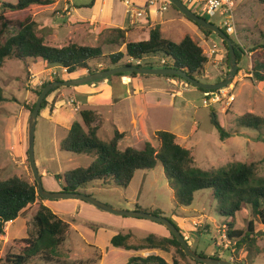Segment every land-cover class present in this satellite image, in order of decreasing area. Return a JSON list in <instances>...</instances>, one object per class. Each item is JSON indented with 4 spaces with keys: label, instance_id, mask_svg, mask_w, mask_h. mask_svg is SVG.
<instances>
[{
    "label": "rangeland",
    "instance_id": "obj_1",
    "mask_svg": "<svg viewBox=\"0 0 264 264\" xmlns=\"http://www.w3.org/2000/svg\"><path fill=\"white\" fill-rule=\"evenodd\" d=\"M155 1L156 4L151 5V0H95L93 7L89 8L85 5L90 4L93 0H53L49 5H33L32 14L38 21L39 28L48 35L47 43L52 46L62 47L73 41L80 45L101 46L104 53L109 55L125 49L124 40L119 44L113 42V39L118 35L117 29L129 31L126 41L140 40L147 38L150 30L159 25L164 37L179 41L190 34L196 41L203 43L205 51L215 49L216 52L209 58L208 64L212 62V65H218L223 72L220 75H223L225 71H230L226 66L228 50L220 37L213 34L206 37V40L209 41H203L201 36H198L201 31L198 26L171 6L169 0ZM232 1L233 14L231 16L228 15L229 13L225 14L227 13L225 9V13L220 9L214 17H209L210 20L223 27L226 26L228 19L233 18L236 34H232L231 37L244 49L239 64L241 70L226 87L234 96V100L228 101L226 98H222L219 101L215 100L212 105L220 112V119L232 136L224 141L220 139L218 130L210 121L211 105H204L205 94L191 85L190 89L194 90V94L190 95L191 92L185 91L191 100V104L187 107H179L180 103L175 107L165 104L137 103V107L144 112L139 120V124L141 121L143 124L140 138L134 137L132 130L136 128L130 125L131 115L136 110L131 108L127 102L119 103L117 115L119 121L115 123L122 127H131L126 138L120 142L121 149L128 146L140 147L143 144L140 145L139 142L144 140L156 143L157 131L166 130L179 133V135L177 134L179 136L176 139L177 143L189 149L197 166L203 169L220 168L230 162H254L258 167V173L264 176V129L260 131L246 127L240 128L236 124V118L247 112L264 117V83L251 78L253 77L251 73L254 63H264V36L262 35L264 34V0ZM4 2L16 3L17 0H0V8ZM163 4H167L168 9L162 10ZM133 7L147 10V14L132 18L129 10ZM49 25L51 26L49 27ZM17 32L18 28L10 27L2 40L5 41ZM156 59L161 60L159 57ZM148 60H142V62L146 63ZM44 63L43 61L31 63L30 69L38 72L43 69ZM108 65H111L110 59L106 57L92 61L90 68L96 70ZM207 68L213 72V76L207 80L210 83H215L218 79L215 75L217 69L211 65H207ZM58 69L56 74L50 76L41 73L39 75L41 81L56 80L59 76H62L64 80L76 79L89 72L84 69L67 74L62 68ZM27 75L28 68L23 60L7 59L0 71V87L4 89L5 96V100L0 101V173L3 178L18 175L34 183L35 178L29 166L28 153L24 157L20 156L22 146L19 130L16 128L19 120L22 122L25 118L27 120L30 118V111L28 113V109L26 110L24 107V101L28 95ZM150 77L151 82L165 81L164 76L151 75ZM40 87L29 88L34 91V96L30 104L25 103L26 108L36 101L35 90ZM168 87L171 86L165 84V88ZM63 89L66 91L72 89L73 91L74 88ZM51 95H47L48 99H51ZM51 103L40 111L35 134V154L38 168L40 171L46 169L50 173V176L43 181L47 191H51L53 180L59 185L57 174L77 167H86L96 158L93 154H74L61 149V142L68 135L69 130L67 131L56 121V114H52L51 111ZM58 107L59 114H66L68 118L71 116L81 117L77 114L71 115L73 114L71 110L73 105L58 104ZM146 116H150V118L147 119ZM98 120L97 118L95 124L99 123ZM104 128L107 132L100 131L103 139L113 138L115 134L113 122L104 119ZM23 147H26V142H23ZM64 183V179H62L61 184ZM86 190L87 194L118 209L160 211L161 216L170 218L181 227L184 234L188 237L191 235L193 248L200 255L207 257L218 255L223 259L238 260L244 264H264V223L257 219L254 222V234L257 235V247H259L260 253L249 248L236 251L233 247L234 242H231L227 234L231 218L220 215L219 202L213 198L212 191H198L190 206L176 207L174 191L166 177L162 163L152 170H138L127 188L115 184L106 186L103 182H95L89 185ZM78 200L99 210V218L106 216V222L98 221V216L89 213V210L85 214L81 211L75 212V217H73V205ZM54 201H66L65 207L57 214L62 219L74 220L76 229L70 228L64 247L52 260H45L42 256H37L29 264H127L129 262L127 253L123 252L118 255L114 252L109 241L108 231L99 230L106 225H108L107 227L109 225L111 227L118 226L119 219L122 221L128 219L129 224L136 223L132 221L147 222L148 227L145 229L127 227L125 231H119L121 226L106 227L117 230L119 233L131 232L132 236L129 242L133 244L144 242L149 234L156 233L157 228L163 229L165 236L170 234V230L164 224L148 218L117 215L77 198L54 199ZM36 213L35 205H31L24 215L15 221L6 223L5 234L0 237V259L2 262H4L7 253H16L19 247L22 248L21 240L18 239L35 233L34 217ZM94 217L95 220L91 219ZM250 219H252L251 212L246 209L238 216L235 227L245 230ZM97 231L102 233L98 235V239L107 256L101 262L100 256L103 255V251L102 249L96 250V247L99 246L95 243L97 241L95 232ZM171 249L174 251L173 255L177 256L183 264H201L189 256L182 257L177 248L172 247Z\"/></svg>",
    "mask_w": 264,
    "mask_h": 264
},
{
    "label": "trees",
    "instance_id": "obj_2",
    "mask_svg": "<svg viewBox=\"0 0 264 264\" xmlns=\"http://www.w3.org/2000/svg\"><path fill=\"white\" fill-rule=\"evenodd\" d=\"M94 1L86 4L85 7L92 8ZM182 1L187 4L186 0ZM52 2L53 0H17L16 3L4 2L2 4L0 8V71L7 59L23 60L25 63L44 61L49 67L65 68L67 74L84 69L88 70V73H94L122 65H138L148 68L176 66L186 70L191 77L210 83L205 79L209 56L203 46L190 34L179 41L164 37L159 25L150 30L147 38L140 40L126 41L129 31L117 29L118 35L112 41L119 44L124 40L125 49L109 55L104 53L101 46L80 45L73 41L62 47L49 45L46 41V33L39 28V23L34 19L32 6L49 5ZM169 4L180 11L171 2ZM189 8L213 22L209 15L200 12L196 6H189ZM186 19L198 26L206 37L217 35L189 18L186 17ZM10 27L18 28V32L3 41L2 38ZM220 27L227 35L233 36L228 34L225 25ZM262 35L264 36V34ZM217 36L220 37L228 50L226 66L230 70V52L227 41L221 36ZM232 40L236 47L237 62L240 64L244 49L234 38ZM106 57L110 59L111 65L96 70L90 68L92 61ZM156 57L166 59L167 63L162 64ZM129 58L141 61V63L128 62ZM146 59L150 61L142 62ZM240 70L239 67L238 73ZM228 73L225 71L216 82L223 81ZM251 74L253 75L252 79L264 83V63L255 62ZM122 76L145 75L136 72L119 73L107 79L112 80L113 77ZM164 77L185 80L178 75H165ZM56 80L64 79L59 76ZM50 82H44L38 90H35L37 97ZM61 88L63 87L53 88L48 96ZM198 90L204 94L219 91L201 88ZM3 100H5L4 89L0 87V101ZM48 101V97H46L41 110L47 106ZM212 105L209 113L210 121L218 130L220 139L224 141L232 134L226 130L220 119V112ZM35 106L36 101L31 106H27L28 111L31 113ZM80 114L82 122L75 121L72 124L68 135L61 142V149L74 154H93L96 158L86 167H77L63 174H57V179H64L63 190L86 193L87 187L95 182H103L106 186L115 184L127 188L138 170H152L162 163L166 177L174 191L176 207H188L193 203L196 192L211 190L213 198L219 202L220 215L231 218L227 234L231 242H234L233 247L236 251L249 248L260 253V249L257 247V235L254 234V222L257 219L264 223V176L258 173L256 163L230 162L220 168L203 169L197 166L191 151L177 143L176 134L166 130L156 133V143L146 141L141 147L129 146L121 149L120 142L124 138L123 133L116 131L112 139H103L99 135V123L95 124L97 115L89 109H82ZM236 124L240 128L246 127L262 131L264 117L247 112L236 118ZM37 200H46V198L39 194L36 181L33 183L18 175L3 178L0 173V237L5 234L6 223L15 221L24 215ZM246 209L250 210L252 219L248 222L245 230L237 229L235 227L236 220ZM153 213L161 215L160 211ZM34 223L35 233L29 237L18 239L21 240L22 248L19 247L16 253H7L4 262L0 259V264H29L37 256H42L45 260H52L62 250L70 227L69 223L43 204L39 206L35 214ZM175 225L183 233L181 227ZM131 235L130 232L118 233L111 239V244L115 247L136 251L156 248L169 250L175 247L182 257H188L180 242L171 232L169 236L165 237L150 234L140 244H131L129 242ZM212 257L221 258L218 255ZM234 262L244 264L238 260ZM127 264L183 263L177 256H174L173 262L169 263L160 256L150 255L132 257Z\"/></svg>",
    "mask_w": 264,
    "mask_h": 264
},
{
    "label": "crops",
    "instance_id": "obj_3",
    "mask_svg": "<svg viewBox=\"0 0 264 264\" xmlns=\"http://www.w3.org/2000/svg\"><path fill=\"white\" fill-rule=\"evenodd\" d=\"M50 26L51 25H49V27ZM198 36H201L203 41H209L208 39L206 40V35L202 31H200ZM47 40H48V38H47ZM200 44L203 46V43H200ZM203 48H204V46H203ZM205 52L208 54L209 58L212 57L208 50H206ZM209 62H210V59H209ZM31 63H35V62L30 61V62L26 63L27 68H28V75H27L28 95L24 101V107L26 110H27V108L25 106V103L30 104V102L34 96V91L30 90L29 88L30 87L32 88V86H40V83L42 81H41L39 75L41 73L47 74V71H49V69H53V67L47 66V64L45 62L42 70H40L38 72H37V70L33 71L32 69H30ZM207 65H211L213 68L217 69V70L215 69L216 70L215 75H217V78L219 77V75L221 73H223L222 69H219L218 65H212V62H211V64L209 63ZM150 76L151 75L137 76V77H132V76L113 77L112 80L103 79L100 82H95V83L85 85V86L70 87V88H74L73 91H72V89H69L71 91H66L63 88H69V87H63V88L57 90L56 92H53V94L50 97L52 100L48 99V100H51L48 104H50L52 102L51 103L52 114H56V121L63 128H65L67 131L70 130L72 124L75 121L82 122V117L75 118V117H72L71 115L77 114V115L81 116L80 111L82 109H89V110H92L97 115V118L99 119L98 120L99 125H100L99 135H100L101 130H102V132H104V131L107 132V130L104 128V119H107V120L113 122V125L115 126V132L118 131L120 133H123L124 138H126L127 133L131 131V127H126L125 125H124L125 127H122V126L117 125L115 122L119 121L117 119V115L119 112L118 104L121 102H127L131 108L136 110V112L133 111L134 114L131 115L130 119H132V122L130 121V125L131 126L133 125L134 128H136V129L132 130L134 137L137 136L138 138H140V134L142 131L141 127L143 126V124H142V121L139 124V120L144 115V112H143V110H141L137 107V103H139V104H154V105L165 104L167 106L171 105L172 107H175L177 104L180 103L179 107L180 106L181 107H187L191 104V100L187 97V94H185V91L191 92L190 95L194 94V90H191L190 87L182 89V87L180 88L179 86H176L175 84H173V82H171V80H174V79L165 77V79H164L165 81H160V82L159 81H152L151 82L150 80H152V79H150L151 78ZM211 76H213V72L209 71L207 68L206 69V76H205L206 79L211 77ZM68 79H70V78H68ZM36 82H37V84H36ZM165 84L167 86H171V87L165 88ZM202 94H204V93L202 92ZM178 99H181V100L179 101ZM61 100H63V101H61ZM70 100H74L75 103L71 104ZM58 104L59 105H61V104L62 105L67 104L68 105L69 104V106L70 105L74 106L73 108H71V110L73 112V114L70 115L71 118H68L66 116V114H64V115L59 114L60 109L58 107ZM54 109H55V111H53ZM28 113H29V111H28ZM146 118L149 119L150 116H146ZM19 121H18V126L16 128L19 130L20 144L22 146L21 151H20V153H21L20 156L24 157V155L27 153V150H28V124H29V119L27 120L25 118V120H23L22 122H19ZM68 133H69V131H68ZM8 134H9V132H8ZM175 134L179 135V133H175ZM178 135H177V137H179ZM100 137L103 138L101 135H100ZM109 139H112V138H109ZM22 141L26 142V147H23ZM146 141H148V140H144V141H141L139 143L141 145ZM134 147H136V146H134ZM11 150H13V149H11ZM15 164H17V163L15 162ZM40 174L42 176V181H44L46 178H48L50 176V173L46 169L41 170ZM60 174H63V173H60ZM61 181H62V179H58L59 185H57L56 181L53 180L51 183L52 189H50V190L55 191V192L62 191L63 190V186H62L63 184H61ZM86 193H87V190H86ZM65 202L66 201H54V199H46V200H37V202L34 205L36 207V211H38L39 206L41 204H43V205L49 207L56 215H58L57 214L58 211H61L65 207ZM73 207H74L73 217H75V212L81 211L85 214V213H87L86 211L89 210L90 211L89 213L98 216V221L103 220L104 222H106V219H107L106 216L104 218H99L100 211L96 210L94 207L88 205L87 203H84L83 201H80V200L75 201ZM120 207H123V206H120ZM143 210H145V209H143ZM149 212H152V211H149ZM91 219L95 220V217L91 218ZM62 220L69 223V225H70L69 230L67 232V238H68L70 228L76 229V224H75L76 222H74V220H71V219L70 220L62 219ZM132 222H136V223L129 224L128 219H123V221L119 219V225L118 226L111 227L109 225V227H107L108 225H106V227L107 228H117V227L121 226V228H119V231L120 230L125 231L127 227H135V228L141 227L143 229H145V227H148L146 221H132ZM106 227H102L99 230H101V231L107 230L108 231L109 241L111 243V239L117 233H119V231L117 232V230H114V229H107ZM123 233H128V232H123ZM99 234H102V233L98 232V231L95 232V235L97 238V241L95 243L97 246H99V247H96V250L102 249V245L100 244L99 239H98ZM155 235L158 237H165V231H163V229H161V228H157ZM169 235L170 234L168 233L167 236H169ZM184 235L187 238V241L191 244V246H193V242L190 239L191 235L189 237L186 234H184ZM67 238H66V241H67ZM131 244H133V243H131ZM64 245H65V243H64ZM64 245H63V247H64ZM112 250H114V252H116L118 255H121V254H123V252H126L127 257H129V261L132 257H136V256L147 257L150 255H156V256H160V257L164 258L167 262L172 263L173 262V256H174L173 255L174 251L171 248L169 250H163V249L156 248V249H143V250L136 251V250H128V249L113 246ZM102 251H103V255L101 254V256H100V262L102 261V259L104 260V258L107 257L106 254H104V249H102Z\"/></svg>",
    "mask_w": 264,
    "mask_h": 264
},
{
    "label": "water",
    "instance_id": "obj_4",
    "mask_svg": "<svg viewBox=\"0 0 264 264\" xmlns=\"http://www.w3.org/2000/svg\"><path fill=\"white\" fill-rule=\"evenodd\" d=\"M169 1L172 4H174L187 18L198 23L200 26L212 30L214 33L221 36L225 41H227V46L230 52V62H229L230 71L226 75V78L221 82L208 83L191 77L190 75H188L186 70L182 68H178L176 66L148 68V67H141L138 65H122L106 70L97 71L94 73H87L86 75L76 79L51 81L42 89L41 93L38 95L36 100V106L34 110L30 113L29 124H28V159H29L30 168L33 172V176L37 183L39 194L46 199L77 198L90 202L103 210L112 212L117 215L148 218L160 222L164 224L170 230V232L177 238V240L182 245L184 252L195 261L203 264H238L228 259L207 257L198 254L192 248L191 244L187 241L185 235L177 228V226L168 217L157 215L154 214L153 212L144 211V210L118 209L99 201L94 196L89 195L87 193L69 192L66 190L57 191V192L47 191L44 188L42 176L40 174V170L37 165L36 154H35V134H36L37 121L42 108L43 101L50 93V91L55 87H74L82 84L92 83L101 79H107L119 73H132V72H136L142 75H158V76L178 75L184 78L186 81H188L196 88H201L205 90H219L226 88L230 85V83L233 81L234 77L238 73V69H239V63L237 62V55L235 51L236 47L233 43L232 38L229 35H227L219 25L211 21H208L204 17H201L200 15L192 11L189 8V6L186 3H184L182 0H169Z\"/></svg>",
    "mask_w": 264,
    "mask_h": 264
},
{
    "label": "built area",
    "instance_id": "obj_5",
    "mask_svg": "<svg viewBox=\"0 0 264 264\" xmlns=\"http://www.w3.org/2000/svg\"><path fill=\"white\" fill-rule=\"evenodd\" d=\"M187 1V5L188 6H196L200 12L205 13L206 15H209L210 17H214L216 15V12L220 9L222 10H226L228 15H232V8H233V1L232 0H186ZM151 5H155L156 1L155 0H151ZM162 10H166L168 9V5L167 4H163L161 6ZM129 12L131 13V17L134 18L135 16H144V14H147V10H142L141 8H137V7H133L130 8ZM131 18V19H132ZM226 29L228 34H236V29L233 23V18L232 19H228L226 21ZM216 52L215 49H212L209 51V53L211 54V56ZM136 61L133 58H129L128 62H133ZM162 64H166L167 61L166 59H161L160 60ZM137 64H140L141 61H136ZM63 71H67L65 68L62 69ZM58 71L57 68H53V69H49V71H47V75L50 76L52 74H56ZM171 82H173V84H175L176 86H179L180 88H189L191 87L190 83L186 80H171ZM44 82L42 81L40 83V86L43 84ZM212 97H209L211 96ZM222 98H226L228 101H232L234 100V96L230 93V91H228L226 88L223 89H219V91L216 92H212V93H205L203 101H204V105L206 106H210L211 104H214L215 100L219 101ZM71 104H74L75 101L74 100H70ZM55 111V109L53 110Z\"/></svg>",
    "mask_w": 264,
    "mask_h": 264
},
{
    "label": "clouds",
    "instance_id": "obj_6",
    "mask_svg": "<svg viewBox=\"0 0 264 264\" xmlns=\"http://www.w3.org/2000/svg\"><path fill=\"white\" fill-rule=\"evenodd\" d=\"M53 68H56V67H53Z\"/></svg>",
    "mask_w": 264,
    "mask_h": 264
}]
</instances>
